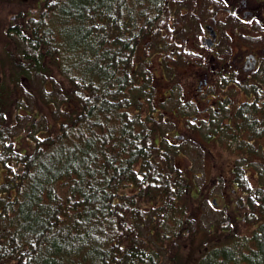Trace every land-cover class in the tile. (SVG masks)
I'll return each mask as SVG.
<instances>
[{
  "label": "trees",
  "instance_id": "16d2710c",
  "mask_svg": "<svg viewBox=\"0 0 264 264\" xmlns=\"http://www.w3.org/2000/svg\"><path fill=\"white\" fill-rule=\"evenodd\" d=\"M40 4L8 27L0 49V264H166L155 243L178 250L175 239L188 236V214L174 207L186 187L154 161L176 150L156 152L154 125H127L121 111L125 86L141 82L142 42L122 27L127 0ZM257 225L168 263L264 264V218Z\"/></svg>",
  "mask_w": 264,
  "mask_h": 264
},
{
  "label": "rangeland",
  "instance_id": "374dc122",
  "mask_svg": "<svg viewBox=\"0 0 264 264\" xmlns=\"http://www.w3.org/2000/svg\"><path fill=\"white\" fill-rule=\"evenodd\" d=\"M39 1V4L43 3V0ZM210 2L214 6H209ZM228 2L225 1L227 5ZM225 3L223 0H127L129 16L122 27L128 26L126 29L142 42L134 56L135 63L139 65L137 71L141 82L138 88H131V82L125 86V101L129 104L123 103L121 111L127 125L141 121L154 125L151 146L156 152L165 146L176 150L171 155V161H163L153 152L156 153L154 161H159L171 181L186 187L185 196L174 199V207L180 217L182 209L188 214L185 228L188 236L175 239L178 250L167 251L155 243L166 264H169L171 256L185 260L190 255H200L204 244L208 245L217 237L227 239L250 235L264 218V135L252 145L246 140V131L249 133L251 128H256L254 122L239 124L223 117L226 123L223 127L222 122L206 124L201 121L204 112L199 110L200 106L187 105L189 95L185 89L192 80L197 79L192 72L199 69L197 74L200 75L197 76L203 78L204 71L213 69L205 57L215 53L218 56L211 63L216 64L217 60H222L220 55L232 53L231 49H235L236 44L248 46L251 40L264 38L262 19L256 25H238L243 18L250 20L253 17L242 16L240 12L244 8L239 16L229 15ZM39 4L34 7L36 5L32 6L31 0H0L1 50L6 42L8 27L21 22L22 13L29 12V9L32 13L37 12ZM215 16L219 22H213ZM205 24H211L209 30L218 32L213 46L200 41L206 33ZM169 87L179 90L168 93ZM236 87L235 84H228L226 90L229 91L223 90L222 96L227 95L234 102L244 99V93L236 91ZM134 91L138 94H134ZM216 92L211 87L197 95L204 100ZM136 114L140 119L133 118ZM193 115L201 116V120H192ZM119 119L117 126L122 123V118ZM198 123L201 127H198ZM178 130L182 132L175 136ZM241 130L246 131L241 133ZM104 145L107 149L111 146ZM247 146H253L256 151L248 152ZM112 153L113 148L109 151V154ZM123 157L122 153L121 159ZM3 177L1 166L0 180ZM162 196L163 190L160 188L152 194L158 200ZM152 197L141 204L145 211H150V218L157 208V205L153 207L151 204ZM213 198H217V203L213 202ZM168 220L166 229L167 225L173 227L170 223L172 219ZM144 228H147V224ZM168 231L172 232L171 229Z\"/></svg>",
  "mask_w": 264,
  "mask_h": 264
},
{
  "label": "flooded vegetation",
  "instance_id": "af4514ba",
  "mask_svg": "<svg viewBox=\"0 0 264 264\" xmlns=\"http://www.w3.org/2000/svg\"><path fill=\"white\" fill-rule=\"evenodd\" d=\"M223 1L225 3L226 0ZM253 1L254 3L252 0H229L228 5L225 3V8L229 15L239 16L241 14L242 16L253 17L250 20L243 18L238 25H256L261 23L260 20L262 19L261 24L264 27V0ZM242 5L243 7H241ZM209 6H214V3L210 2ZM243 8L244 10L241 11ZM213 22H219L217 16L214 17ZM205 26L207 27L206 33L202 35L200 41L202 43L206 41L208 45L213 46L216 44L218 32L217 30H209L211 24H205ZM256 29L259 28L256 27ZM251 41L248 42V46L236 44V48L231 49L232 53L220 55L222 60H217L216 64L211 63L218 56L215 53L205 57V61L210 63L213 69L210 72L204 71L203 78H198L200 74H197V71H200L199 69L193 71L192 76L196 75L197 79L190 82L185 92L189 95L187 98L189 104L187 105L198 104L199 110L204 112L202 120L201 116L197 117V115H193L192 120L196 118L197 121H205L206 124L215 121L222 122L221 127L226 124L222 119L223 117H228L229 122L235 120L239 124L254 122L256 128H251L249 133L246 130H241V133L246 131L247 142L255 145V141L260 139L258 137L264 135V38L263 40L257 38L255 41ZM203 44L206 45V43ZM228 84L237 85L236 91L240 90L244 93L245 98L234 102L230 97H226L227 95L222 96L221 92L226 90ZM177 87H169L168 93L179 90ZM211 87L217 91L211 97L203 100V97L197 95L205 93ZM202 102L206 107L202 108ZM198 127H201V124L198 123ZM179 132L182 130H178L175 136H179ZM247 150L252 152L255 148L247 146ZM213 202L217 203V198H213ZM239 202L240 200L237 201V203Z\"/></svg>",
  "mask_w": 264,
  "mask_h": 264
}]
</instances>
